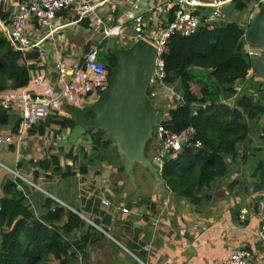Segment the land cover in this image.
Wrapping results in <instances>:
<instances>
[{
	"label": "trees",
	"instance_id": "trees-1",
	"mask_svg": "<svg viewBox=\"0 0 264 264\" xmlns=\"http://www.w3.org/2000/svg\"><path fill=\"white\" fill-rule=\"evenodd\" d=\"M247 1L252 0H230L229 7L244 10ZM0 15L7 18L3 12ZM245 32L246 26L237 21H221L202 25L190 35L174 34L166 47L165 81L175 84L181 98L163 123L176 132L189 126L195 129L191 142L164 154L159 171L178 199L202 203L207 188L241 161L247 163L252 158L256 176L264 168V155L260 156L264 146L249 142L251 135H256L264 143V101L255 96L263 90L264 82L247 79L254 62L245 49ZM36 57L35 52L24 55L15 50L0 30V89L26 85L32 67L27 62ZM108 59L114 66V55ZM237 83H241L240 89ZM4 109L0 105V110ZM55 116L34 130L43 134L47 124L56 123L60 132L75 125L73 118ZM82 140L91 144L94 161L101 158L96 155L100 149L116 150V141L100 127L89 128ZM65 155L77 161L73 149ZM58 156L41 159V170L60 168ZM87 163L81 164L83 171ZM119 168L125 172L123 164ZM67 173L73 172L63 171ZM34 175L39 176L37 170ZM18 183L25 184L21 179L8 180L0 199V264H72L78 252L86 255L87 247L102 232L92 224L84 228L86 220L79 213L49 196H44L39 213Z\"/></svg>",
	"mask_w": 264,
	"mask_h": 264
},
{
	"label": "crops",
	"instance_id": "crops-1",
	"mask_svg": "<svg viewBox=\"0 0 264 264\" xmlns=\"http://www.w3.org/2000/svg\"><path fill=\"white\" fill-rule=\"evenodd\" d=\"M247 4L246 9L235 10L227 3L226 21L243 24L249 16L251 1ZM148 9H142L143 13L148 14ZM0 10L9 15L2 1ZM120 12L118 8L116 14ZM72 32L83 36V44L84 32L70 31L71 40ZM256 62L247 79L264 82V77L255 70ZM53 70V67L49 69L50 78ZM237 86L242 87L241 83ZM159 90L153 104L164 118L170 110V92L164 88ZM4 108L0 110V199L4 196V185L13 179L11 171L18 169L36 184L30 186L26 182L22 186L39 213L44 196H49L105 229L107 232L99 229L102 233L97 241L87 247L86 264H142V261L148 264H222L242 245L253 252L252 264H264V248L257 235L264 212L255 204L262 191L255 188L258 176L252 173V158L247 163L241 161L233 165L229 174L217 178L205 191L208 195L202 203L182 202L184 199L176 198L164 182L156 186L153 176L148 178L144 174L147 168L139 162L133 165L138 182L135 189L127 173L119 168L122 162L116 150L100 149L96 155L101 158L94 161L91 144L82 138L73 145V152L77 161L81 156H84L83 163L90 161L85 171L79 170L76 163L66 157L64 149L57 146V141L68 139L71 128L58 132L59 125L47 124L43 134L36 129L28 134L29 141H21V112L16 106ZM55 117L72 118V115L61 113ZM149 141L154 150L149 151L147 146V154L153 159L159 155L160 145L157 137ZM51 154L59 155L60 168L50 167L48 172L40 170L35 163ZM34 170L39 176L34 175ZM63 171L73 173L63 174ZM105 178L109 179L107 185L103 182ZM101 191L110 199V206L101 203ZM254 205L256 208L252 211ZM122 206L130 208L129 213L122 212ZM242 207L249 211L246 220L239 221L237 215ZM86 222L84 228L90 225ZM72 264H78L77 260Z\"/></svg>",
	"mask_w": 264,
	"mask_h": 264
},
{
	"label": "built area",
	"instance_id": "built-area-1",
	"mask_svg": "<svg viewBox=\"0 0 264 264\" xmlns=\"http://www.w3.org/2000/svg\"><path fill=\"white\" fill-rule=\"evenodd\" d=\"M0 1L4 10L9 12L7 18H0V30L15 50L21 51L24 55L28 52L37 53L36 59L27 62L32 66L30 85L0 89V105L7 108L16 106L21 112L22 120L19 127L21 141L28 140V134L49 117L61 113L71 114L74 108L84 107L109 88L113 66L105 55H112L109 49L112 40L121 48L128 47L139 39L154 45L155 72L148 87V96L152 100L159 95V88H164L170 92L169 109L176 107L181 95L175 84H168L165 81L167 70L164 52L170 38L174 34H193L202 25L213 26L226 21L225 5L230 2V0ZM263 2L264 0H252L249 16L241 24L246 26L243 35L245 49L253 62L260 58L263 47L249 39L248 29ZM118 8L121 12L116 14ZM145 8H149L148 14L143 13L142 9ZM70 31L84 32L85 41L81 46H77L70 39ZM105 41H108L107 44H104ZM51 67L59 72L57 88L50 80ZM155 82L157 87L154 86ZM167 117L161 118L157 125L156 137L160 152L156 159L159 162V171L162 169L164 154L180 150L183 145L192 141L195 134L193 126L181 132L167 127L163 123ZM18 146L20 148L19 142ZM85 151H88L87 148ZM83 160L84 156H81L78 161L72 162L76 163L75 167L80 170ZM35 164L41 170L40 163ZM11 173L13 179H21L25 184L36 186L32 179L24 176L18 169ZM103 182L107 185L109 179L105 178ZM18 187L25 191L22 183H18ZM261 191L262 195L256 198L255 204L264 212V189ZM99 197L104 206L111 205L104 191H101ZM255 208L254 205L252 211H255ZM240 209L238 220H246L249 209L246 207ZM129 211L130 208L122 206V212ZM84 219L107 232L93 221ZM257 235L264 248V214L260 219ZM253 258V252L242 245L235 248L222 264H252ZM77 263L86 264L83 252H78ZM142 264L148 263L142 261Z\"/></svg>",
	"mask_w": 264,
	"mask_h": 264
},
{
	"label": "water",
	"instance_id": "water-1",
	"mask_svg": "<svg viewBox=\"0 0 264 264\" xmlns=\"http://www.w3.org/2000/svg\"><path fill=\"white\" fill-rule=\"evenodd\" d=\"M248 37L263 47L262 54L255 63V70L264 77V2L248 29ZM109 49L116 58L109 88L84 107L72 110L75 125L71 128L68 139L57 141V146L69 153L89 128H103L116 141V151L120 154V160L133 187H138L133 171L135 162L141 163L151 172L158 186L163 182L159 162L147 154V142L156 137L157 125L161 121L148 96V87L155 72L156 48L148 41L139 39L125 48L118 47L112 40ZM58 75L56 70L51 72L50 79L56 88ZM255 96L264 101V88L255 93ZM255 186L256 191L264 189V168L259 172Z\"/></svg>",
	"mask_w": 264,
	"mask_h": 264
},
{
	"label": "rangeland",
	"instance_id": "rangeland-1",
	"mask_svg": "<svg viewBox=\"0 0 264 264\" xmlns=\"http://www.w3.org/2000/svg\"><path fill=\"white\" fill-rule=\"evenodd\" d=\"M72 40L74 41V43L76 44V45H78V46H80L81 44H82V42H83V36L82 35H74L73 34V32H72ZM108 42V41H107ZM106 42V43H107ZM107 58L109 57L108 56V54H106L105 55ZM154 86H156L157 87V82H155V84H154ZM155 98L154 99H152V101H153V103L155 102ZM160 111V110H159ZM160 113V112H159ZM253 137V136H252ZM82 138V137H81ZM262 139L261 138H259L258 136H256V135H254V137L253 138H249V142H251L252 143V145L254 144L255 146H261V145H263L264 146V143L262 144V141H261ZM83 141V140H82ZM149 142V141H148ZM148 142H147V146H149L148 145ZM151 143H152V141H151ZM148 148V147H147ZM150 150H154L153 148H152V145H150L149 146V151ZM261 154H264V153H261ZM260 154V155H261ZM12 174V173H11ZM148 178H151L152 177V174H151V172L149 171V170H146L145 171V173H144Z\"/></svg>",
	"mask_w": 264,
	"mask_h": 264
},
{
	"label": "clouds",
	"instance_id": "clouds-1",
	"mask_svg": "<svg viewBox=\"0 0 264 264\" xmlns=\"http://www.w3.org/2000/svg\"><path fill=\"white\" fill-rule=\"evenodd\" d=\"M73 118V117H72Z\"/></svg>",
	"mask_w": 264,
	"mask_h": 264
}]
</instances>
